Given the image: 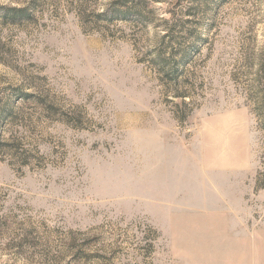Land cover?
<instances>
[{
    "label": "rangeland",
    "instance_id": "obj_1",
    "mask_svg": "<svg viewBox=\"0 0 264 264\" xmlns=\"http://www.w3.org/2000/svg\"><path fill=\"white\" fill-rule=\"evenodd\" d=\"M0 264H264V0H0Z\"/></svg>",
    "mask_w": 264,
    "mask_h": 264
},
{
    "label": "trees",
    "instance_id": "obj_2",
    "mask_svg": "<svg viewBox=\"0 0 264 264\" xmlns=\"http://www.w3.org/2000/svg\"><path fill=\"white\" fill-rule=\"evenodd\" d=\"M25 9H16V8H4L2 11V20L10 22H15L27 18ZM23 98H31L30 95H22Z\"/></svg>",
    "mask_w": 264,
    "mask_h": 264
}]
</instances>
